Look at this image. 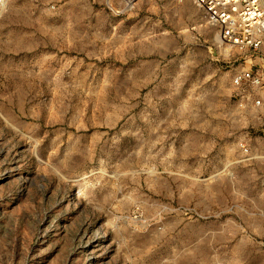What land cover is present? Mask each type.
Here are the masks:
<instances>
[{"label":"rangeland","instance_id":"obj_1","mask_svg":"<svg viewBox=\"0 0 264 264\" xmlns=\"http://www.w3.org/2000/svg\"><path fill=\"white\" fill-rule=\"evenodd\" d=\"M8 0L0 264H264V106L191 0Z\"/></svg>","mask_w":264,"mask_h":264},{"label":"built area","instance_id":"obj_2","mask_svg":"<svg viewBox=\"0 0 264 264\" xmlns=\"http://www.w3.org/2000/svg\"><path fill=\"white\" fill-rule=\"evenodd\" d=\"M135 0H122L123 9ZM221 44L238 49L242 66L231 77L240 103L264 106V0H191ZM8 0H0V13Z\"/></svg>","mask_w":264,"mask_h":264}]
</instances>
